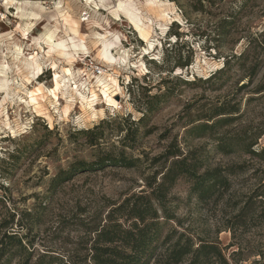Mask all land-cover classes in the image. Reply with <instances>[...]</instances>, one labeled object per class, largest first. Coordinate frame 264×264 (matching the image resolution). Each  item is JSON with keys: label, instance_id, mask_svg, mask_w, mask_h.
I'll return each mask as SVG.
<instances>
[{"label": "rangeland", "instance_id": "374dc122", "mask_svg": "<svg viewBox=\"0 0 264 264\" xmlns=\"http://www.w3.org/2000/svg\"><path fill=\"white\" fill-rule=\"evenodd\" d=\"M18 1L30 2L27 13L35 12L39 16L33 21L21 18L17 8L26 5L7 8L0 0V70L9 65L11 82L9 100L4 101L6 94L0 90V221L10 220V213L16 214L7 230L26 236L35 258L54 252L61 257L83 259L93 238L92 229L114 207L146 189L145 178L153 177L164 164V159L154 160L169 146L177 144L184 152L189 148L203 149L201 153L206 154L213 168L248 160L246 155L218 153L208 139H188L186 126L192 121L207 120L220 106L238 112L225 131L246 135L248 142L257 140V149L264 148V93H257L258 87L264 84V0H212V3L163 0L171 18L167 22L149 15L146 0H135L144 17L152 21L149 43L154 44L153 48L127 19L112 14L122 0H104L97 8L93 4L87 6L84 0ZM59 2L61 8L57 9ZM37 4L43 7L42 11ZM65 9L79 20L80 33L90 52L88 58L82 54L77 56L74 72L86 71L91 80L96 75L89 72L88 65L94 62L106 71L104 74L117 78L121 87L114 92L118 107L108 106L101 97L95 107L104 112L96 117L90 112L84 113L75 96L74 109L64 118L61 106L66 104L65 98L60 94L59 103L51 99L55 74L52 65L56 63L61 73V68L68 64L56 54L47 58L44 35L56 28L57 39L72 35L62 21ZM224 21L230 25L222 37ZM173 24L179 26L173 30L182 37L169 50L165 61L167 43L173 45L177 40L167 35ZM97 33L107 35L110 41L119 36L120 48L129 54L127 63L108 65L101 61L96 52ZM17 49L23 51L19 57ZM114 49V55L119 57L118 50ZM34 53L39 54L42 72L30 75L23 62L30 60ZM152 60L157 63H151ZM187 60L188 67L176 66ZM226 60H230V69L218 79L197 84L178 81L179 78L206 80L223 69ZM172 68L175 69L171 72ZM168 80V84L163 82ZM141 85L148 86L147 91ZM37 89L44 93L47 111L43 113L21 103H30L26 92L37 93ZM154 96L161 99L153 100ZM154 101V110L150 112V103ZM144 116L147 120L141 127L138 122ZM109 120L111 123L107 124ZM101 124L104 139L96 146L74 135L78 130L94 129ZM121 155L136 162L132 167L109 161L103 166L95 165L100 160ZM82 163L93 167H87L86 171L71 170ZM252 173L249 171L245 178L238 180L239 188L247 186L242 182ZM171 200L170 206L183 221V229L196 240L218 238L223 246L229 245L231 234L227 231L218 234L219 230H225L222 225L229 217L224 207L197 202L184 181L172 190Z\"/></svg>", "mask_w": 264, "mask_h": 264}, {"label": "trees", "instance_id": "16d2710c", "mask_svg": "<svg viewBox=\"0 0 264 264\" xmlns=\"http://www.w3.org/2000/svg\"><path fill=\"white\" fill-rule=\"evenodd\" d=\"M229 25V22H223L222 37ZM175 27L179 28L173 24L167 32L168 36L177 40L173 45L167 43L165 61L168 60L169 50L176 47L182 37L174 32ZM225 62L223 69L206 80L179 78L178 81L182 84L211 82L230 69V60ZM151 63L157 62L152 60ZM189 64L187 60L185 64L178 63L176 66L188 67ZM253 73H257L256 68ZM135 82L138 80L135 79ZM163 82L168 84L170 80ZM139 87L148 89L144 85ZM257 91L264 93V84ZM157 99L161 98L153 97V100ZM154 105L155 101L150 103V112L154 110ZM236 113L234 108L220 106L207 120L190 122L186 131L189 140L212 141L214 149L224 156L246 155L249 159L245 162L213 168L206 154L201 153L203 149L189 148L184 152L177 144L169 146L154 160L164 159V164L153 177L145 178L146 189L114 207L105 220L92 229L93 238L83 259L61 257L54 252H45L35 258L28 238L7 230L16 216L10 213V220L0 221V233L5 230L2 236L0 234V264H14L17 259L16 264H264V148L257 149V140L248 142L246 135L225 131L235 120ZM146 120L144 116L138 125L142 127ZM101 129L102 124L94 129L78 130L74 135L96 146L104 139ZM45 130L50 132L47 127ZM107 161L126 167H132L136 162L121 155L100 160L95 165L103 166ZM87 167L92 168L93 165L77 164L71 170L86 171ZM249 171L253 173L242 182L247 186L239 188L238 180L245 178ZM183 181L189 184V194L197 202L224 207L229 217L222 225L225 230H219L218 234L223 231L231 234L228 246H223L218 238L196 240L187 229H183V221L170 206L172 190ZM250 181L254 183L248 184Z\"/></svg>", "mask_w": 264, "mask_h": 264}, {"label": "bare ground", "instance_id": "6f19581e", "mask_svg": "<svg viewBox=\"0 0 264 264\" xmlns=\"http://www.w3.org/2000/svg\"><path fill=\"white\" fill-rule=\"evenodd\" d=\"M3 1H4V5L7 8H11L13 6L20 4L24 5V7L26 5L25 8H23L22 6L17 8L18 11L20 12L21 18L27 17L30 19L29 21H33L39 16V14L35 12L27 13V7L32 5L28 1L24 3L18 0H3ZM84 2L89 7H91L93 4L95 8H97L99 7V4L103 5L104 0H84ZM145 2H146L145 9L149 13V15L150 14L153 15L156 18L162 20L163 22H167L168 20H171L170 13L169 10L166 8L167 5L165 1L146 0ZM56 5H57V9L61 8V2H59ZM37 8L41 9V11L43 10V7L39 4H37ZM64 11L67 10L65 9ZM172 11L173 10H171L170 12L172 13ZM112 14L116 15L117 17H124L125 19H127L131 23L135 31L139 33L140 37L146 42L148 43L150 42V38L153 30L150 22L152 21L151 20L149 21L148 18L144 17L142 10L137 7L135 0L120 1L119 5L115 8ZM72 16L68 13V11L62 14V18H63L62 21L64 23V26L66 27V31H68L69 34L72 33V35L70 34L67 36L68 37L67 39H57L58 28L52 31H50L49 29L48 33L44 35V41L47 44V48H48L47 58L49 59L51 58V56H53L52 54H56L58 57L65 59L66 63L68 64V67L61 68V73L57 71L56 63H53L52 65L55 69V74L53 80L54 89L51 92L52 94L51 99L53 100V102L59 103L60 94L65 98L66 104L63 107L61 106L62 108L61 112L63 113L62 116H64V118H68L71 112L73 111L75 104L74 102L76 99L75 96L78 97V101H79L78 103L81 105V108L83 109L84 113L88 114V112H90V115H92V117H96L99 113L103 114L104 112L103 110L98 111L95 107L96 103L98 101L100 102L101 97L105 99L108 106L113 108L118 107L119 104L117 100H115V96L117 95L114 94V92L120 91L121 87L117 78H114L111 74L96 76L92 78L93 80L92 79L88 80L89 78L87 80H83L82 76H80L82 75V73L81 74L79 73L80 70H78V72L76 71V73L74 72L75 70L74 64L77 63L78 61L77 56L79 54H82L88 57L90 52L85 39L82 37V34L80 33V22L79 20L73 18ZM30 25H31L30 23L27 24V27L29 28ZM96 36H97L95 42V44H97L96 52H98V57L99 59H101V61H103L108 65L127 63L129 54L127 51H124L120 48V46L122 45L121 44L122 41L119 36H116L113 41H110L107 35H103L101 33H97ZM1 38L2 36H0V39ZM149 45L150 48L154 47V44L152 43H149ZM113 48L118 50L117 54L119 57H117V55H114ZM16 53H17V57H19L23 54V51L17 49ZM38 55L39 54L37 53L33 57H30V60L27 59L23 62L24 65L29 69L30 75L31 74L34 75L36 73L39 74L40 72H42L41 71L42 63L40 64ZM8 71H9V65L7 64L3 66V68L0 70V75H1L0 90L3 91L4 94H6L4 101L9 100L11 95L9 94V90L11 88L10 86L11 82L9 81L8 78ZM26 81L29 83V79H26ZM22 87H25V83H22ZM26 93L29 94L30 103H27L26 101H23L21 103L25 104L27 108L32 107V109H34V111L37 113H43L44 111H47L46 105L43 103L44 93L42 92L41 89H37L38 94L35 92H30V93L26 92Z\"/></svg>", "mask_w": 264, "mask_h": 264}, {"label": "built area", "instance_id": "2783aa9c", "mask_svg": "<svg viewBox=\"0 0 264 264\" xmlns=\"http://www.w3.org/2000/svg\"><path fill=\"white\" fill-rule=\"evenodd\" d=\"M87 58H88V57H87ZM87 58H86L85 60H87ZM88 66H89V68H90V69H89V72L92 71L93 74H95L96 76H103L104 73L106 72L105 70L102 69L101 66L96 65L94 62H91V64H89ZM88 75H89V74L86 73V71H83V72H82V78H83V80H87V79H88L87 77H89ZM83 76H84V77H83ZM96 76H95V77H96Z\"/></svg>", "mask_w": 264, "mask_h": 264}]
</instances>
